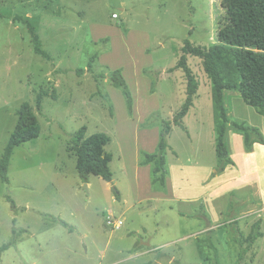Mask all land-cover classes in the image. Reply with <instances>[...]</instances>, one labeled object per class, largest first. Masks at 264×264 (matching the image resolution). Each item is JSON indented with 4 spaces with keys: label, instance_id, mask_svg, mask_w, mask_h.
I'll return each instance as SVG.
<instances>
[{
    "label": "rangeland",
    "instance_id": "1",
    "mask_svg": "<svg viewBox=\"0 0 264 264\" xmlns=\"http://www.w3.org/2000/svg\"><path fill=\"white\" fill-rule=\"evenodd\" d=\"M0 1V158L24 103L41 125L38 139L14 151L10 183L0 179V264H264V236L251 240L258 222L264 234V208L259 215L226 214L220 226L199 210L183 219L176 205L156 199L152 166L141 165L146 154L158 152L165 123L187 101L185 71L177 68L186 40L219 43L222 0ZM28 21L50 60L36 54ZM188 65L199 91L183 126L172 123L166 158L169 164L178 156L182 164L217 162V169L213 84L201 59L189 56ZM119 69L132 94L131 115L112 84ZM41 91L56 98L45 97L40 109ZM84 127L88 137L112 139L105 147L112 183L98 176L90 185L81 181L71 147ZM139 199L154 200L155 209L137 205ZM40 213L60 217L73 233ZM109 217L124 220V227L113 230ZM137 243L152 253L134 258Z\"/></svg>",
    "mask_w": 264,
    "mask_h": 264
},
{
    "label": "trees",
    "instance_id": "2",
    "mask_svg": "<svg viewBox=\"0 0 264 264\" xmlns=\"http://www.w3.org/2000/svg\"><path fill=\"white\" fill-rule=\"evenodd\" d=\"M222 4L226 12V22L218 32L219 43L205 47L195 46L186 40L185 46L182 48L183 55L177 68L185 71L188 82V98L182 110L172 122L182 127L183 119L188 115L191 107L194 106V99L199 91V82L188 65V57L195 56L203 61L205 72L213 84L217 122L216 153L221 161L213 176L223 173L228 165L235 164L224 141L226 129L229 125L244 133L248 151H251L255 144L264 145V136L258 128L230 119L225 97V91H238L246 104L253 107L258 114L264 116V0H222ZM27 24L29 25L36 54L50 60L51 57L43 49L42 40L35 26L29 21ZM92 68L93 62L89 64V69L92 70ZM83 72V69L79 70V73ZM111 80L114 87L122 90L127 99L131 115L133 99L123 76V71L121 69L114 71ZM45 97L55 99L56 94L47 91L39 92L37 94V104L40 109L43 107ZM18 117L17 126L0 158V179L5 184L10 183L9 167L14 151L18 147L38 139L41 135V125L30 103L26 102L21 106ZM172 123H165L158 152L146 154L142 162V165H153V178L156 175L160 176L159 182H156V179L153 181L155 184L160 183L163 186L167 175L165 168V155L169 148L167 139L172 132ZM111 141L112 139L104 133H97L88 137L86 127L77 132L72 141L71 149L77 158V172L84 184H90L91 176H98L108 183L113 182V173L110 167L112 157L105 150V147ZM120 198L119 191H116V200L119 201ZM9 199L13 212L17 213L18 206L14 200ZM252 201L249 197L239 198L232 193L227 215L238 216V209ZM198 210L201 213L200 217L204 216L212 224L205 206H200ZM43 216L73 233L74 228L61 218L49 214H43ZM260 227L261 223L258 222L255 225L258 232L253 235L251 240L257 241L264 236ZM14 244H16L15 240L11 241L4 249ZM139 246L140 244H136L135 249Z\"/></svg>",
    "mask_w": 264,
    "mask_h": 264
},
{
    "label": "crops",
    "instance_id": "3",
    "mask_svg": "<svg viewBox=\"0 0 264 264\" xmlns=\"http://www.w3.org/2000/svg\"><path fill=\"white\" fill-rule=\"evenodd\" d=\"M225 97L230 119L258 128L264 136V116L246 104L238 91H225ZM224 141L234 165H228L223 173L213 176L217 162L214 165L199 162L182 164L178 156L177 161L169 164L166 158L165 185L152 181L156 199L160 198L176 205L183 219H194L195 213L204 205L212 220V226L222 225L229 210L232 193L239 198L251 197L253 200L239 210L240 216L259 215L264 208V145L255 144L252 150L248 151L244 133L232 125L227 127ZM151 166L153 169V165ZM121 201L123 203L122 196L118 202ZM144 202L150 203V208L155 209L152 199H139L137 205ZM43 214L40 213L42 216ZM132 253L133 257L137 258L152 253V250L144 243L137 249L134 248Z\"/></svg>",
    "mask_w": 264,
    "mask_h": 264
},
{
    "label": "built area",
    "instance_id": "4",
    "mask_svg": "<svg viewBox=\"0 0 264 264\" xmlns=\"http://www.w3.org/2000/svg\"><path fill=\"white\" fill-rule=\"evenodd\" d=\"M113 17L115 19H117L118 18V15L117 14H114ZM124 224L125 223H124V221L122 219H115V220H113L110 217L107 219V225L109 227H111L115 231L122 229L124 227Z\"/></svg>",
    "mask_w": 264,
    "mask_h": 264
},
{
    "label": "water",
    "instance_id": "5",
    "mask_svg": "<svg viewBox=\"0 0 264 264\" xmlns=\"http://www.w3.org/2000/svg\"><path fill=\"white\" fill-rule=\"evenodd\" d=\"M86 188H87V185H86Z\"/></svg>",
    "mask_w": 264,
    "mask_h": 264
}]
</instances>
